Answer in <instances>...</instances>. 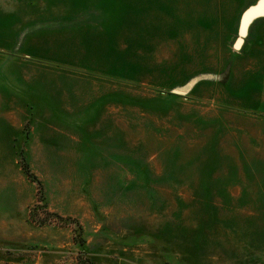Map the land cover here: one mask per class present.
<instances>
[{"label": "rangeland", "instance_id": "374dc122", "mask_svg": "<svg viewBox=\"0 0 264 264\" xmlns=\"http://www.w3.org/2000/svg\"><path fill=\"white\" fill-rule=\"evenodd\" d=\"M261 2L0 0V264H264Z\"/></svg>", "mask_w": 264, "mask_h": 264}, {"label": "water", "instance_id": "95a60500", "mask_svg": "<svg viewBox=\"0 0 264 264\" xmlns=\"http://www.w3.org/2000/svg\"><path fill=\"white\" fill-rule=\"evenodd\" d=\"M263 6H264V0H263V2H261V3L258 5V7L252 8L250 11H248V12L246 13V15H250V14H253V13H257V11L260 10V8H263Z\"/></svg>", "mask_w": 264, "mask_h": 264}, {"label": "crops", "instance_id": "0c3cea01", "mask_svg": "<svg viewBox=\"0 0 264 264\" xmlns=\"http://www.w3.org/2000/svg\"><path fill=\"white\" fill-rule=\"evenodd\" d=\"M201 24H202V23H201ZM202 26H204V25L202 24ZM202 28H203V27H202ZM204 29L206 30V28H204ZM206 31H207V30H206ZM194 33H195V32H194ZM171 34H173V33L170 32V37H172ZM195 34H196V33H195ZM173 35H174V34H173ZM200 37H202V36H200ZM172 40H173V38H172ZM202 42H203V40L201 39V44H202Z\"/></svg>", "mask_w": 264, "mask_h": 264}]
</instances>
